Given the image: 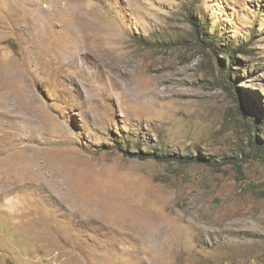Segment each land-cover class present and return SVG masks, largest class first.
<instances>
[{
    "label": "rangeland",
    "instance_id": "1",
    "mask_svg": "<svg viewBox=\"0 0 264 264\" xmlns=\"http://www.w3.org/2000/svg\"><path fill=\"white\" fill-rule=\"evenodd\" d=\"M263 129L264 0H0V264H264Z\"/></svg>",
    "mask_w": 264,
    "mask_h": 264
},
{
    "label": "trees",
    "instance_id": "2",
    "mask_svg": "<svg viewBox=\"0 0 264 264\" xmlns=\"http://www.w3.org/2000/svg\"><path fill=\"white\" fill-rule=\"evenodd\" d=\"M191 24H192L193 29H194V31H195V35H196V37L199 36V35H202V32H201V29L199 28V25L196 24V23H194V22H191ZM197 39L200 40V42H202V41H201V38H198V37H197ZM205 43H206L207 45H209L210 48H213V49L218 50L217 47H218L219 45H216V43L214 42L213 39H210V38H209V40H208L207 42H205ZM243 49H244V47H241V48L239 49V50H240V51H239V52H240L239 54H245V52L242 53V52H243ZM246 52H247V51H246ZM230 59H231V58H230ZM233 59H234V58H233ZM233 59H231V60L228 62V65H227L226 68L222 69L223 72H224V74L227 75V76H229V74H231V71H232V70H231V66H232ZM235 88H236V87L233 86V89H235ZM231 97H234V96L232 95ZM230 100H232V99L230 98ZM258 117H259L258 115H255V119H256V120H259ZM262 125H263V123H260V124H259L260 127H262ZM256 126H258V124L254 126V127H255V130H256ZM257 128H259V127H257ZM260 130H261V128H260ZM255 140H256V144H257L258 149H259L262 153H264V129H263V133H262V134L260 133L259 136H256V137H255ZM133 156H134V157H137V158H140L141 160H144V159H147V158H153V159L158 158V157L155 156V155H151V154H142V153H135ZM201 160H202V159H200V158H196V161H201Z\"/></svg>",
    "mask_w": 264,
    "mask_h": 264
}]
</instances>
